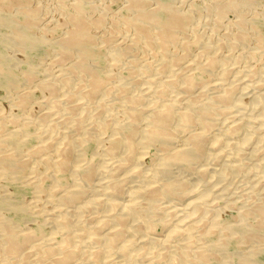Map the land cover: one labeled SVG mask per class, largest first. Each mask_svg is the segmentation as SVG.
<instances>
[{
  "label": "bare ground",
  "instance_id": "1",
  "mask_svg": "<svg viewBox=\"0 0 264 264\" xmlns=\"http://www.w3.org/2000/svg\"><path fill=\"white\" fill-rule=\"evenodd\" d=\"M33 1L0 0V24L9 29L0 39L23 53L22 46L39 42L54 50L44 76L28 63L22 83L0 50V86L24 112L12 115L14 131L0 129V181L24 175L37 189L39 206L43 181L53 178L45 208L54 232L36 237L1 211L0 264H116L130 251L131 264H205L212 258L263 264L257 256L264 253V77L251 61L223 65L239 44L245 50L253 38L264 46V38L252 37L249 12L256 0H209L204 15L215 28L205 40L197 28H205L198 24L202 13L174 0H123L126 15L108 14L95 1L61 0L54 8L62 33L55 37L48 36V15L40 17ZM224 24L231 30L216 32ZM193 42L200 47L194 55ZM101 48L106 71L95 63ZM122 64L128 79L113 72ZM152 68L159 77L143 75ZM193 69L209 76L206 83L197 84ZM36 90L43 98L33 101ZM35 107L43 108L34 119ZM32 124L39 141L23 154L18 129ZM92 139L98 144L93 160L83 148ZM66 174L70 180L62 186ZM235 207L237 223L221 226V215ZM157 224L162 235L155 233ZM212 234L221 238L210 242ZM233 234L243 244L230 251Z\"/></svg>",
  "mask_w": 264,
  "mask_h": 264
},
{
  "label": "rangeland",
  "instance_id": "2",
  "mask_svg": "<svg viewBox=\"0 0 264 264\" xmlns=\"http://www.w3.org/2000/svg\"><path fill=\"white\" fill-rule=\"evenodd\" d=\"M40 1H41V3H40ZM58 1L62 2L63 0L62 1L61 0H39V1L38 0H34L33 1L36 4H38V3L40 4L41 10L38 12V15H40V17H42V16L45 17L46 16V18H47V15H48V19L49 20L47 21V24L48 23L49 24L46 26V28L49 26L48 27V33H49L48 36L49 37H55V36H58V35H60L62 33V26L61 25H57V24H59L58 22L60 20V17H62V16H58L60 14L59 13L60 11L57 10L58 9L57 8L58 7L57 4L59 3ZM64 1L67 4H69L70 2H68V1H72V0H64ZM89 1H91V2L92 1L94 2L95 1V2L101 3L105 7V10L108 9L107 10L109 12V13L107 12L108 14H110V11L113 14H120L121 13L123 15H126V13H127L126 5H125L126 3L123 0H89ZM174 2L175 3L178 2L177 4L183 6L184 8L186 7L188 9L187 6H189V8L192 7L193 9H197L199 12L202 13V14L199 15V16H201V18L198 19L200 21V22H198V24L200 25V23L202 24L204 22L205 23V28L203 27L204 24H202L203 26H200V27L197 26L198 31L199 30L202 31V29H203L202 32L199 31V33H198V36L201 35L200 38L203 37L207 33L209 34L210 29L213 30L215 28V27L212 28L214 26L213 25V18L212 17L210 18V16H208V15H204L206 13V12H204V11H206L205 10V7L208 4L209 0H182V2H181V0H174ZM183 2H184V4H180V3H183ZM42 3H44V4H42ZM47 3H49V4H47ZM256 5H257L256 8L254 10H251L249 12V17L252 14L251 15L252 17H250V21L254 24V25L252 24L253 30L256 31L255 33H257V34H255L252 31L254 33L252 35V37L253 36H260V37L264 38V12H263L264 11V0H256ZM43 6H44V8L42 9ZM54 6L57 9L54 8ZM49 7H53V8H49ZM106 7H107V9H106ZM51 9H54V10H52L53 13L51 11L52 14L49 11ZM55 9H56V11H55ZM252 11H253V13H251ZM259 12H261V13H259ZM45 14H47V15H45ZM52 15H54V17ZM16 17L19 18V19L20 18L23 19L22 15L20 13H17ZM227 17H229L232 21H235L232 18H234L236 16H235L234 13L231 14V12H229L227 14ZM229 18H228V20L226 19L225 21L232 22ZM251 18H253V21H252ZM54 25H55V31H54ZM50 26L53 27V28H50ZM221 27L222 28L221 29L219 28L216 32H218L219 30L225 31V30H227V28L229 26L226 28V26L224 24V26L221 25ZM199 28H202V29H199ZM229 29H230V27H229ZM204 30H205V32H204ZM208 30H209V32H208ZM2 32L3 33H9V29L5 25L0 24V33H2ZM258 33H260V34H258ZM208 34H207V36H204L203 39L202 38L201 39L202 40H205L208 37ZM262 40L264 41V39H262ZM251 41H254V42H251L253 45L250 43L251 45L250 44H249L250 46L247 45L245 47V50H244L242 44L241 45L239 44V46H237L238 51H236L237 49L236 50H233L234 54H231V57H233L234 59L233 58L231 59L230 56H229L230 58L227 56V58L230 59L229 60L230 63H228V59L225 57L224 58L225 60L223 62L224 63L223 65L224 66L226 65V67H228V66L231 67V66H237L236 63H238L240 65H241V63L243 64V62H244L243 65H247V63L248 64L251 63L252 65H254V63H255L257 76L258 77H264V46L263 47L261 46L262 47V50H261V49H259L260 46L258 47V45L255 44L256 42H255V40H253V38H252ZM212 43H214L212 46H214L216 48V44L217 43L215 42V39H213V42ZM196 45L198 46V44H196L195 42H193V45L191 46L192 48H190L191 54H193V55L197 51H200L199 50L200 47H197ZM22 47L25 50L24 53H23V51H18L19 50L18 49L19 48L18 46L15 48L11 43L10 44L9 43H6L2 39H0V50H1L2 53H4L7 56V61H9V63L11 65H13V69L15 71V74L18 75L17 77H18V79H20L21 83L24 82L22 80L23 79L22 78V75H23V71L28 67V65H27L28 63H31L32 65L35 64V66L37 68V76H39L38 78H42L44 76V74H45V67L46 66L44 67V65L47 64L52 58H54L53 57V54H54L53 48H51V46H49V45L47 46L45 42H39L37 45H33L32 47H30L29 44H26V45H24ZM239 47H241V48H239ZM247 47H249V50L246 51V48ZM255 47L257 48L256 50H254ZM193 48H196V49L193 51ZM251 48H253L254 52H253V50ZM242 50L243 51H246V55H247V56H244L243 58L242 57H238L236 55L237 53L241 52ZM250 50H252V52ZM225 51H227V49L223 50L224 53L221 52V54H222L221 57H224L225 56V54H226ZM248 52L251 53V54H248ZM16 53L19 54L18 56H19L20 61H22L21 63H19L20 62L19 59L12 58L14 56H17ZM105 53H106V49L101 48V51H100V54H99V57L100 58L99 57L96 58V61H95V63L97 65H99L98 67L102 71H104V70L106 71L109 68V62L107 61V54H105ZM24 54L27 57H29L28 60H27V57ZM234 55H235V57H234ZM139 56L140 55H138V58L142 57L143 55H141L140 57ZM249 56H250L251 60L247 59V58H249ZM236 57H238V58L236 59ZM232 60L235 62L234 64L231 63V62H233ZM240 60H241V62H239ZM247 60H249V61L247 62ZM97 62H99V64ZM105 62H107V63H105ZM227 64H229V65H227ZM15 65L19 66L20 68L17 67V66H15ZM119 66L120 67H114L116 69L113 68V72H117L118 73V74L117 73H114L116 75V78H119L120 76L122 77V79L125 78L126 76L129 77L130 76L129 75V71H128L127 68H125L124 64H122V66L121 65H119ZM153 69H155V68H152V74L149 71L147 74L143 73V75H150L152 77H154V75H155V77H159L156 74V71L153 70ZM193 70H194V72H193ZM193 70H192V72L194 73L193 75L195 76V79L198 82L197 84H200L202 82V80L205 81L203 83H206V80L209 79L208 78L209 76L207 74H203L201 71H199L197 69L196 70L193 69ZM117 75H119V77ZM127 77H126V79H128ZM203 83H201V84H203ZM22 86H24V85H22ZM5 90L6 89H4V87H1L0 86V129H4L5 132H12V131H14L16 129L15 128V125L11 121L12 115H16L17 114L19 116V115L24 114V112H23V110L19 106L18 107H16V106L14 107L13 106V104H14L13 103V98L12 97H9L8 94L6 93L7 90L6 91ZM3 96L4 97L7 96L8 98L7 97L4 98ZM33 96H34L33 97V99H34L33 101L40 100L38 98H41V99L43 98L42 93L39 90L34 91V95ZM113 96L114 95H111V97H109V99L115 98ZM115 100L118 101V98L116 97ZM251 102H253L252 99H249V101H248L247 104L248 105L251 104V106H253V104H254L255 101L253 103H251ZM4 105H5V108H3ZM115 105L116 106L113 107L114 109H116L118 107L117 106V103ZM248 105H247V107L248 108H251V106H248ZM36 108H38V109H36ZM42 108L41 107H35L34 108L33 112L36 114V115L34 114L35 116L33 115L34 116L33 117L34 119L38 116L37 114L40 113L39 111ZM13 109H14V111H13ZM260 110L261 109H259V113L264 112L263 109H262L263 111L261 110L262 112ZM250 111L251 110L248 109V112H250ZM246 117L247 116H243L244 119H246ZM244 121H246V120H244ZM22 122H20V123H22ZM246 122H248V121H246ZM17 125H19V124H17ZM252 126H254V125L252 124ZM249 129L251 130L252 128L249 127ZM18 131H21V133H19L20 134V137H19L18 144H19V146L21 148V152L23 154L26 151L32 150V148H34L35 145L38 144L39 139L37 138V136H35L36 135L35 132L36 131L37 132L39 131V127L36 126V124L35 125L32 124V125H29V126L22 127V129H18ZM241 132H239L241 134H238V136L236 137L237 139H239V138H241V137L244 136V133L245 132L243 130ZM83 146H84L83 148L85 150L86 156L89 157V159L93 160L94 159V154L98 150L97 141H94L93 139L92 140H89ZM262 146H264V142L263 143L261 142V148H264ZM250 150L251 149H249V151ZM263 152H264V149H263ZM153 153H154V149H151V151L149 153V156L146 159V164L150 165L152 163V161H153V159H152ZM97 160H99V158ZM249 166L250 165H248V167ZM257 173L259 175L262 172H257ZM68 175L69 174L61 175L60 176L61 177L60 178V184L62 186L68 185V182L70 180L68 178ZM255 177L256 176L252 177L249 174V178H255ZM13 178L14 177H12L10 175H7L5 177V179H3V180L0 181V212L3 211L4 212V215L7 216V217H9V219L18 226V229L19 230H23V229L24 230H29V231H32L33 230L32 231L33 233H34V231L36 232L35 233L37 235L36 237H38L40 235H44V234L45 235L52 234L54 232V230H53V227H52L51 223L47 220V216H46L47 209L45 208V205H46L47 200L50 197L49 194L52 193V186L54 184L53 178H50V176H49L48 178H46L43 181L42 188L44 189V195L41 197V205H39V206H36L37 205L36 204V201H37V198H36L37 189L34 188L33 186L29 185L26 181H24V175L20 174V176H15V178H14L15 180ZM235 208L229 209L224 214L221 215V217H220L221 218L220 219V225L221 226L224 225L225 227H227V225H232L234 223H237V220H239V215H237L238 214V211H239V207H235ZM235 215L238 216V217H236ZM154 229L156 231V232L154 231L156 234H158V235H162L163 234V232H162L163 231L162 224H157L156 228H154ZM41 232L44 233V234H42ZM237 236L233 237V238H236V239H233V240L230 239L228 241L227 245H226V246H228V249L230 251H235L238 248L242 247L241 245L243 243H242V241H240L237 238ZM56 237H57V239L62 238L59 234H57ZM220 238H221L220 235L212 234L208 240L211 242V241H214V240H219ZM148 248H149V246L146 247V248H144V250L147 249L146 251H148ZM128 253L127 254L125 253L123 255H120V257L118 256L115 259L116 264H126L127 261H128L127 264L133 263V262H131L132 260H131V257H130V255L132 254L131 251L128 252ZM257 258L264 264V253L263 254L262 253H259V255L257 256ZM205 264H220V263H219V260L218 259L216 260V258H212V259L208 260Z\"/></svg>",
  "mask_w": 264,
  "mask_h": 264
}]
</instances>
